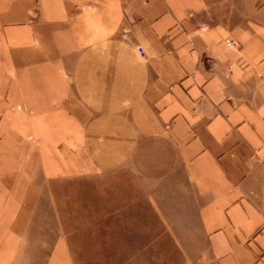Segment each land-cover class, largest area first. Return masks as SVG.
I'll return each mask as SVG.
<instances>
[{
	"label": "crops",
	"instance_id": "1",
	"mask_svg": "<svg viewBox=\"0 0 264 264\" xmlns=\"http://www.w3.org/2000/svg\"><path fill=\"white\" fill-rule=\"evenodd\" d=\"M134 191L180 264H264V0H0V264H72Z\"/></svg>",
	"mask_w": 264,
	"mask_h": 264
},
{
	"label": "rangeland",
	"instance_id": "2",
	"mask_svg": "<svg viewBox=\"0 0 264 264\" xmlns=\"http://www.w3.org/2000/svg\"><path fill=\"white\" fill-rule=\"evenodd\" d=\"M134 212L132 219L115 222L116 228L101 229V236L84 237V243L74 244L72 264H180L166 221L157 216L151 204L156 203L154 195L150 196L146 206L141 194L134 191ZM163 219V220H162ZM92 232V231H91ZM93 239L102 240L93 243Z\"/></svg>",
	"mask_w": 264,
	"mask_h": 264
},
{
	"label": "built area",
	"instance_id": "3",
	"mask_svg": "<svg viewBox=\"0 0 264 264\" xmlns=\"http://www.w3.org/2000/svg\"><path fill=\"white\" fill-rule=\"evenodd\" d=\"M228 44H231V42L228 41ZM139 52L141 53V55H143V50L142 49H139Z\"/></svg>",
	"mask_w": 264,
	"mask_h": 264
}]
</instances>
